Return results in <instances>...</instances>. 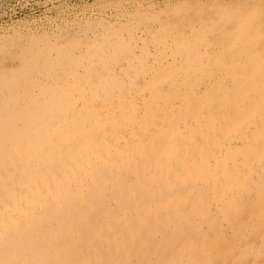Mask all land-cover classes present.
Listing matches in <instances>:
<instances>
[{"label": "bare ground", "instance_id": "6f19581e", "mask_svg": "<svg viewBox=\"0 0 264 264\" xmlns=\"http://www.w3.org/2000/svg\"><path fill=\"white\" fill-rule=\"evenodd\" d=\"M130 2L0 34V264H264V0Z\"/></svg>", "mask_w": 264, "mask_h": 264}, {"label": "rangeland", "instance_id": "374dc122", "mask_svg": "<svg viewBox=\"0 0 264 264\" xmlns=\"http://www.w3.org/2000/svg\"><path fill=\"white\" fill-rule=\"evenodd\" d=\"M128 1H134V3L130 2L132 5L154 2L153 4L157 7H162L168 2V0H0V34L11 35L17 30L31 29L52 31L68 23L88 18L95 20L98 16L113 23L118 18L117 7L132 8L127 6ZM174 1L177 0H169V2ZM105 5H108L107 8Z\"/></svg>", "mask_w": 264, "mask_h": 264}]
</instances>
